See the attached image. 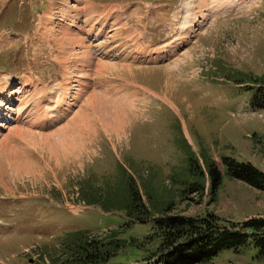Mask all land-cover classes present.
Returning a JSON list of instances; mask_svg holds the SVG:
<instances>
[{
  "label": "rangeland",
  "instance_id": "1",
  "mask_svg": "<svg viewBox=\"0 0 264 264\" xmlns=\"http://www.w3.org/2000/svg\"><path fill=\"white\" fill-rule=\"evenodd\" d=\"M224 1L215 0L206 23L208 0H0V92L6 91L0 112L16 118L0 119V221L9 224L0 227V264H43L41 252L51 264L50 255L59 254L70 233L114 229L139 238L135 245L143 250L135 254L128 247L107 264H174L168 252H155L159 239L144 240L153 232L152 219L132 222L102 204L117 203L122 173L134 177L146 203L145 185L159 201H174V214L220 225L264 219V191L241 180L225 177L217 192L209 179L204 192L184 190L190 149L206 169L207 155L223 174L224 158L264 171V109L254 104L264 86V0H240L242 9L224 7ZM76 7L83 14L72 26L69 8ZM102 11L119 14V22L126 17V24L109 17L106 33L88 40L96 60L92 52L83 57L85 46L71 44L65 33L82 37L78 27L89 28L93 15L98 26ZM127 27L140 32L133 50L119 39ZM108 47L114 56L105 59ZM158 49L161 56H149ZM102 100L117 106L123 120L101 121L93 109L104 106ZM84 193L105 200L85 201ZM179 262L264 259L250 245L226 249L207 263Z\"/></svg>",
  "mask_w": 264,
  "mask_h": 264
},
{
  "label": "trees",
  "instance_id": "2",
  "mask_svg": "<svg viewBox=\"0 0 264 264\" xmlns=\"http://www.w3.org/2000/svg\"><path fill=\"white\" fill-rule=\"evenodd\" d=\"M254 104L264 109V86L257 91ZM186 144L187 148H191L187 140ZM190 150L191 152L187 154V163L190 164L186 175L187 189L184 190L204 192L209 179L212 188L217 192L224 178L229 177L264 191V171L251 163H237L234 159L224 158L226 174H223L213 158L207 155L203 157L207 169L203 168L199 157L193 153L192 149ZM206 170L208 176H206ZM122 175L124 178L117 181L121 184L118 186L120 190L117 192V203L102 202L101 200L105 199L98 195L91 197L88 193H84L82 198L90 202L97 201L99 198L105 207L124 211L132 222L145 223L153 218L155 223L153 232L144 240L159 239L160 245L155 252L158 254L168 252L171 255L169 259L174 264H180L181 259L187 258L194 263H207L217 258L226 249L240 252L250 245H253L258 250V256L264 259L263 218H253L240 225H220L207 218L197 219L174 214L171 213L175 206L174 201H159L153 194L152 188L145 185L144 192L148 199L146 203L142 189L134 177L127 173ZM180 195L182 200L184 196H187L183 191ZM152 213H158L157 217L161 216L154 218ZM125 232L122 229H114L103 235H91L86 230L70 233L68 238L61 241L59 254L50 255L51 264H107L118 258L120 252L128 247L133 248L132 253L139 254L143 247L138 248L135 244L140 239L134 236L126 237ZM143 245L145 246L144 242ZM40 258L43 264H47L46 255L43 252L40 253Z\"/></svg>",
  "mask_w": 264,
  "mask_h": 264
},
{
  "label": "bare ground",
  "instance_id": "3",
  "mask_svg": "<svg viewBox=\"0 0 264 264\" xmlns=\"http://www.w3.org/2000/svg\"><path fill=\"white\" fill-rule=\"evenodd\" d=\"M93 4V3H92ZM230 4H232V7L234 8V9H242V2L240 1V0H237L236 2H231L230 0H228V1H224L223 2V5H224V7H228ZM93 6H94V10H96V6L93 4ZM108 6V7H107ZM106 7L107 8H110V9H107L106 8V10L105 11H110L111 10V8L112 7H109V6H111V5H107ZM88 7H89V5H88ZM221 7V6H220ZM81 8H83V6L81 7ZM222 8V7H221ZM97 9H98V7H97ZM69 10H71V11H74V16H73V20H72V25H76L77 23H75L76 21L78 22L79 21V18H80V15H82L83 14V12H79V7H76V8H69ZM51 13V12H50ZM51 15V14H50ZM52 15H53V13H52ZM106 15H109V14H107V12H106ZM114 15H116V14H114ZM88 21V20H87ZM80 27V26H79ZM79 27H78V32L77 33H80V31H82L83 32V35H82V37L84 36V39L82 38V37H80L79 36V34H78V36H75V37H72V36H70V33L69 32H72L73 30H71V31H69V32H66L65 34H66V37H67V39L69 40L70 38H71V40H72V43L71 44H74V43H76V41H80V44H83V46H85V48H86V52L84 53V55H83V57H89L90 58V54H89V52H92L93 53V55H91V57L92 58H94L95 59V57H94V54H95V51H94V47L92 46V45H88L87 46V44L89 43L88 42V40H90L91 39V37H94V36H97V35H102L103 33H105L106 32V29L105 28H97L95 25H91V27L90 28H88V29H86L85 27H81V30H79ZM69 30V29H68ZM102 33V34H101ZM56 37V36H55ZM64 37V36H63ZM70 37V38H69ZM76 39H78V40H76ZM70 40V41H71ZM131 40L134 42V44H136V43H138V39H137V36L136 37H133V38H131ZM86 41H87V43H86ZM69 43V42H68ZM50 44H52L53 46H54V42H51V43H49V45ZM79 44V45H80ZM172 44V43H171ZM78 45V44H77ZM60 46V45H59ZM82 46V47H83ZM55 47V46H54ZM80 47V46H79ZM81 48V47H80ZM84 48V49H85ZM52 50V49H51ZM78 53V52H77ZM82 57V58H83ZM86 59V58H85ZM82 60V59H81ZM88 60V59H87ZM93 60V59H92ZM96 60V59H95ZM94 60V61H95ZM102 61V60H101ZM100 61V62H101ZM88 62H90V61H88ZM91 63V62H90ZM55 64V62H51V66H53ZM84 64L86 65V67H89L90 66V64H86L85 62H84ZM92 64H93V61H92ZM91 64V65H92ZM96 64V63H95ZM94 64V65H95ZM94 67V66H93ZM93 67H91V69L93 68ZM104 67V66H103ZM66 68V67H65ZM98 68V67H97ZM87 68H84V70H86ZM105 70H108V67L107 66H105V68H104ZM101 71V70H100ZM132 72V71H131ZM101 73V72H100ZM65 74L67 75V73H66V71H65ZM107 86H108V84H107ZM114 86V85H113ZM8 87H10V86H8ZM65 88V87H64ZM108 88V87H107ZM107 88H105V90L107 89ZM66 89V88H65ZM107 90H109V88L107 89ZM94 91V90H93ZM111 91V90H110ZM1 93V92H0ZM5 94V93H4ZM92 94V93H91ZM90 94V95H91ZM111 94V93H110ZM101 100V99H100ZM61 101V100H60ZM164 101H166V100H164ZM102 102H103V104H104V106H102L101 108H99V109H93L94 111H95V113L96 112H98V113H100L99 115L102 117L101 118V121H105V122H108L109 120H117V118H120L121 120H123V118H122V116H120L119 114H118V107L117 106H111V105H109V104H107V101H105V100H102ZM167 102H171V101H167ZM91 103V102H90ZM59 104V103H58ZM89 104V103H88ZM112 104V103H111ZM1 107V106H0ZM67 108V107H66ZM94 108V107H93ZM64 109V108H63ZM63 109H59V110H57V111H62ZM2 110V109H1ZM5 112V111H4ZM3 111L2 112H0V118L1 117H3L4 115H6V116H8L10 119H12V120H14V119H16L15 117H13L12 116V113H10L9 112V114L8 113H4ZM12 112V111H11ZM14 112V111H13ZM120 112V111H119ZM95 113H94V116H95ZM63 114H66L65 113V111H64V113ZM127 114V113H126ZM46 115H48L47 113H46ZM126 116H128V114L126 115ZM109 122H111V121H109ZM4 124V123H3ZM121 124V123H120ZM3 126H5V125H2V127ZM1 127V125H0V128H2ZM121 127V126H120ZM85 131V130H84ZM69 132V131H68ZM35 136V135H34ZM66 139V138H65ZM6 143V142H5ZM43 143V145L44 144H46V142H42ZM62 143V142H61ZM63 144H64V142H63ZM42 144H41V146H43ZM49 148H52L53 150H57V148L55 149L54 147H53V142H51L50 143V141H49V146H48ZM5 149V148H4ZM64 149H62L61 150V152L63 151ZM15 151H17V149H15L14 147H12L11 148V150L9 151V152H12V154H15L14 152ZM8 152V153H9ZM69 152V151H68ZM19 155V154H18ZM1 156V155H0ZM10 161V160H9ZM15 161V160H14ZM13 161V162H14ZM22 165H23V163L21 162V161H19V162H17L16 163V172H19V168H17V166L19 167H21L22 168ZM9 166V165H8ZM14 167V166H13ZM15 170V169H14ZM22 173V172H21Z\"/></svg>",
  "mask_w": 264,
  "mask_h": 264
}]
</instances>
